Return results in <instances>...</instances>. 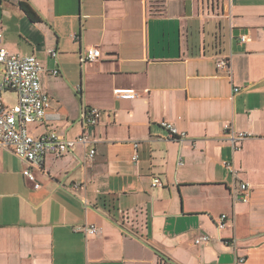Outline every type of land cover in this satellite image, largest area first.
<instances>
[{"label":"crops","instance_id":"obj_1","mask_svg":"<svg viewBox=\"0 0 264 264\" xmlns=\"http://www.w3.org/2000/svg\"><path fill=\"white\" fill-rule=\"evenodd\" d=\"M0 31L45 67L52 103L31 134L85 131L96 148L47 155L41 187L0 150V264H264V0H0ZM84 46L101 57L82 64ZM86 107L101 114L84 129ZM226 122L250 133L240 150Z\"/></svg>","mask_w":264,"mask_h":264},{"label":"built area","instance_id":"obj_2","mask_svg":"<svg viewBox=\"0 0 264 264\" xmlns=\"http://www.w3.org/2000/svg\"><path fill=\"white\" fill-rule=\"evenodd\" d=\"M22 1V0H18ZM78 38L79 35H74ZM242 41H246L247 35L242 36ZM52 55H57L55 49L50 50ZM102 51L97 46H84L80 54L82 64L98 60ZM217 66L222 71L230 73V59L222 57L218 60ZM45 70L44 65L35 54L22 55L11 52L4 44V36L0 31V150L7 149L13 151L19 158L26 161L24 175L36 187H41L35 169H41L47 155L61 156L73 150L77 144L89 146V157H93L96 148L89 135L84 131L75 138H68L57 130H47L37 136L31 134L29 125L44 121L48 110L51 107L52 98L44 90L41 81V74ZM59 70H53V74H58ZM240 87H235L239 91ZM13 91L17 94V102L13 106L6 104L3 93ZM131 95L130 93H127ZM101 111L95 107H86L81 114V123L84 129L95 126L99 123ZM161 125L168 131V137L176 140H183L187 137V131L180 130L173 123L163 120ZM224 134L231 142L235 150L242 148L243 140L250 136L247 131L238 130L232 123L224 124ZM138 144L135 143V146ZM134 160L138 155L133 156ZM224 165L234 175L236 169L234 164L224 161ZM154 186L163 185L159 177L153 179ZM252 187L246 181L240 184V194L238 198L248 202L251 198ZM229 217L227 213L221 215L219 228L225 226V220ZM87 233H98L99 227L95 224L83 227ZM210 235L202 234L195 239L200 244L210 240ZM244 257L240 258L243 262Z\"/></svg>","mask_w":264,"mask_h":264},{"label":"rangeland","instance_id":"obj_3","mask_svg":"<svg viewBox=\"0 0 264 264\" xmlns=\"http://www.w3.org/2000/svg\"><path fill=\"white\" fill-rule=\"evenodd\" d=\"M3 98L7 105L13 106L16 104L17 94L13 91L4 92Z\"/></svg>","mask_w":264,"mask_h":264},{"label":"trees","instance_id":"obj_4","mask_svg":"<svg viewBox=\"0 0 264 264\" xmlns=\"http://www.w3.org/2000/svg\"><path fill=\"white\" fill-rule=\"evenodd\" d=\"M22 7H23L24 11L28 14V16L33 19L34 17L32 14V10L25 4H22Z\"/></svg>","mask_w":264,"mask_h":264}]
</instances>
